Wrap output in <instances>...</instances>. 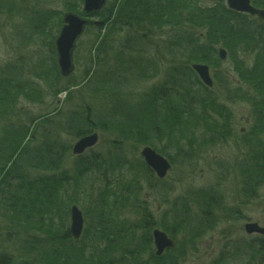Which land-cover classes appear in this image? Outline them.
<instances>
[{
	"label": "trees",
	"instance_id": "trees-1",
	"mask_svg": "<svg viewBox=\"0 0 264 264\" xmlns=\"http://www.w3.org/2000/svg\"><path fill=\"white\" fill-rule=\"evenodd\" d=\"M82 1L0 0V18L29 28L23 46L11 41L17 62L0 69V264H181L221 224L239 221L264 189V24L226 0H108L93 16L103 25L87 29L94 40L83 77L64 78L55 35L66 14L82 13ZM252 4L264 9V0ZM220 46L229 58L209 90L191 65L221 70ZM21 101L33 105V117ZM236 103L250 113L241 133ZM99 131L108 136L105 155L74 157L72 142ZM231 139L239 158L210 160L216 182L181 196L141 156L152 147L173 167L194 170ZM230 185L241 196L238 213L227 208ZM147 191L158 195L160 212ZM73 206L85 218L80 241L69 230ZM156 228L177 242L160 257ZM250 243L245 264L264 256V240ZM241 251L218 263L240 261Z\"/></svg>",
	"mask_w": 264,
	"mask_h": 264
},
{
	"label": "rangeland",
	"instance_id": "rangeland-1",
	"mask_svg": "<svg viewBox=\"0 0 264 264\" xmlns=\"http://www.w3.org/2000/svg\"><path fill=\"white\" fill-rule=\"evenodd\" d=\"M58 5V2L55 4V6ZM54 6V7H55ZM83 8V7H82ZM47 9V8H46ZM20 24H23L22 22L17 21L16 23L12 20H8L7 16H4L0 18V69L5 68L7 64L17 62L19 58H17L20 53L14 52V49H12V42L15 46H23L25 43L26 38L22 37L24 34L23 31L29 32V28L23 29ZM12 25V27H10ZM20 25V26H19ZM16 27V28H15ZM15 28V29H14ZM14 29V30H13ZM91 32H86L84 37L81 39L80 43L78 44V49L75 54V65H76V71L75 73H72L71 76L74 78H81L83 77L84 71H85V65L84 64V57H87L84 55L85 50H89L90 46L92 44V41L94 40V35L90 34ZM58 38V33L55 35ZM27 37V36H26ZM55 39V41H56ZM12 41V42H11ZM55 43V42H54ZM19 46V47H21ZM75 52V51H74ZM38 57L41 56L42 61H44L43 67L45 68L47 64L45 63V59H47L48 56H46L45 51H42V54L40 53L37 55ZM17 58V60H16ZM32 58H36L34 54H32ZM10 62V63H9ZM58 62V61H57ZM67 76L66 78H68ZM153 82L148 83L146 86L147 88L152 85ZM57 101V106L62 107L64 100V95L59 98ZM19 108H24L23 112H29V118L33 117L34 115V108L33 105H28L26 102L21 101ZM55 104L49 108H57ZM48 108V107H47ZM47 108L38 107L36 109V112L41 115L42 113H45ZM33 109V110H30ZM234 113L237 115V124L236 131L237 133H241L245 130H248V128L251 126V122L247 120L249 113H247L246 107H242L241 105H236L232 109ZM24 120L25 117L22 116ZM23 120V121H24ZM28 118L24 122V124L27 125ZM100 136L97 140V145L93 148L88 149L87 151H94L95 153H103L105 155L106 150L108 149V136L106 137V140L101 139L102 138V132H100ZM72 142L74 145L76 141ZM238 146H236L235 140H232L227 144V146L222 148H217L215 151H211L207 153V159L208 161L204 162L201 161L196 165V168L193 170L188 166H185L184 168L179 167L178 165L174 166L172 169V172L170 173L169 177L166 179L168 184L170 186H173L175 189V196H181L186 193V190L193 189L196 190L197 188H204L207 186H211V184H214L216 182L214 175H212L210 166L213 162H210V160L214 161L217 158L220 159H226V160H232L236 161L239 158V153H235V149ZM77 156V155H76ZM205 158V159H206ZM231 188L230 192L232 194L231 199L227 200L226 203L228 205V209L233 213H238L235 206H239L241 203V196L239 197L237 190L233 185L229 186ZM223 189V187H222ZM225 190V189H224ZM227 191V190H225ZM146 198L148 200V203L153 206L154 208H157L160 205L158 204V195H154L151 192L147 191ZM257 202H255L250 208H244L242 209L240 215L238 218L239 221L236 220V222H230L226 224H221L220 227L215 230L214 232L209 233L207 237H205L201 242L198 244V251L189 254L186 261L182 262L181 264H219V260L221 257H229L230 252L234 251H240L244 252V255H242V259L239 258H233L227 259L225 264H245V259L252 260L249 256V254H253L250 242H257L258 240H264L262 237L258 235L249 236L247 233H245V227L247 224H251L252 222L259 225L260 227H264V189H262L259 192V195L257 196ZM262 245V243L258 244L256 243L255 246ZM246 246V247H245ZM254 251V250H253ZM243 254V253H242Z\"/></svg>",
	"mask_w": 264,
	"mask_h": 264
},
{
	"label": "water",
	"instance_id": "water-1",
	"mask_svg": "<svg viewBox=\"0 0 264 264\" xmlns=\"http://www.w3.org/2000/svg\"><path fill=\"white\" fill-rule=\"evenodd\" d=\"M84 8L83 15H78L75 13L69 12L63 18V27L59 32V37L55 41V47L57 49V57L59 68L61 69L62 75L64 77L69 76L74 71L75 67L73 65L74 57L73 53L76 50L77 42L83 36L85 30L91 25L102 26V22L92 21L89 17L92 14L101 12L102 9L107 5V0H83ZM227 6L242 14H247L249 16L255 17L260 23H264V9H259L255 5H252L251 0H227ZM222 60L227 61L226 51H221ZM196 73L199 74L201 80L206 83L208 86L212 87L213 83L210 77V72L206 66H195ZM98 140V135L88 136L80 140L75 148L73 153L83 154L87 149L93 148L96 146ZM144 161H146L147 166L153 170L157 178L160 181H164L172 172V164L163 154L158 153L157 150L153 148L146 147L142 150L141 153ZM71 219L72 223L70 225V230L72 236L75 240H80L84 232L85 219L83 218L82 210L73 206L71 210ZM246 232L249 235L258 233L264 236V228L261 229L259 225L252 223L247 224L245 227ZM154 238V248L156 250V255L158 257L165 254L168 250L176 249V241L172 239L167 233L156 228L153 232Z\"/></svg>",
	"mask_w": 264,
	"mask_h": 264
},
{
	"label": "bare ground",
	"instance_id": "bare-ground-1",
	"mask_svg": "<svg viewBox=\"0 0 264 264\" xmlns=\"http://www.w3.org/2000/svg\"><path fill=\"white\" fill-rule=\"evenodd\" d=\"M108 1V0H107ZM83 2V1H82ZM109 2V1H108ZM108 2H107V5H108ZM107 5L102 9V10H104L106 7H107ZM226 6H227V0H226ZM83 8H84V2H83ZM83 8H82V13H80L81 15H83L84 13H83ZM230 9V8H229ZM260 9V8H259ZM231 10V9H230ZM234 11V10H233ZM102 12V11H101ZM98 13H100V12H98ZM75 14H77V13H75ZM80 14H78V15H80ZM95 14H97V13H95ZM95 14H92L90 17H89V19L90 20H92V21H97V20H95L94 19V15ZM244 14V13H243ZM67 15V14H66ZM247 15V14H246ZM252 17V16H251ZM253 18V17H252ZM255 18V17H254ZM258 21V20H257ZM99 22V21H98ZM259 22V21H258ZM260 23V22H259ZM264 24V23H263ZM63 25V24H62ZM64 26V25H63ZM62 26V27H63ZM62 27H61V29H62ZM91 27V26H90ZM61 29H60V31H61ZM88 29V28H87ZM87 29L85 30V32H84V34H83V36L81 37V39L84 37V35H85V33H86V31H87ZM59 31V32H60ZM58 35H59V33H58ZM59 37V36H58ZM81 39L77 42V44H76V46H77V48H76V50H75V52L74 53H76V51H77V49H78V44L80 43V41H81ZM54 47H55V43H54ZM56 48V47H55ZM216 50H217V55H218V60L222 63V66H221V70H219V71H214V69L213 68H211V66L209 65V64H207V63H203V62H201V63H193L192 65H191V67H192V69H193V71L194 72H196L195 71V66H206L207 68H208V70H209V72H210V77H211V80H212V83H213V86L212 87H210V86H208L206 83H204L203 82V80H201L200 79V81H201V83H203L209 90H213L214 88H217L216 87V82H215V78H214V76H215V74H216V72H217V74H218V76L220 77V75L219 74H222L223 73V71H222V67L224 66L225 67V63L226 62H228V58H229V51L228 50H226L223 46L221 47H217L216 48ZM222 50H224V51H226V58H227V61H225V60H222V55H221V51ZM73 53V57L75 56V54ZM56 57H57V49H56ZM57 61H58V57H57ZM73 65H74V67H75V69H74V71L72 72V73H75V71H76V65H75V57H74V61H73ZM58 67H59V64H58ZM216 74V75H217ZM71 75L72 74H70L69 75V77L68 78H70L71 77ZM198 76H199V74H198ZM64 77V76H63ZM64 78H66V77H64ZM200 78V77H199ZM240 90V89H239ZM238 90V87H232V92H234L235 93V91H239ZM224 102H225V100H224ZM60 103V102H59ZM236 105H241L242 107H243V104H241V103H236ZM236 105H231V109H233L234 107H236ZM246 110H247V113H249V109H248V107L246 108ZM46 112H47V110H46ZM46 112L44 113V114H46ZM250 114V113H249ZM12 124H14V125H16V126H19L20 125V121H18L17 119L16 120H11L10 121ZM92 135H98V138H99V136H100V133L99 132H96V133H92V134H89V135H86V137H88V136H92ZM86 137H83V138H81V139H79L78 141H76L75 142V144H74V146H73V149H72V154H74L73 153V151H74V148H75V146H76V144L80 141V140H82V139H84V138H86ZM146 148V147H145ZM150 148H152V147H150ZM144 149V148H143ZM88 150V149H87ZM86 150V152L85 153H83V154H81V155H79V154H74V157H82V156H84V155H86L87 154V152H89V151H87ZM155 150V149H154ZM142 153V152H141ZM159 153V152H158ZM142 156V155H141ZM143 158V157H142ZM167 158V157H166ZM168 159V158H167ZM144 160V159H143ZM169 160V159H168ZM144 162H146V161H144ZM171 162V161H170ZM172 164V163H171ZM172 169H173V165H172ZM151 171H153V170H151ZM172 171V170H171ZM154 172V171H153ZM156 174V173H155ZM156 177H157V175H156ZM169 177V176H168ZM167 177V178H168ZM166 178V179H167ZM158 179V178H157ZM165 179V180H166ZM159 180V179H158ZM160 181V180H159ZM164 182V181H163ZM1 184V183H0ZM153 209H155V211L158 213V212H160L161 211V207H157V208H154L153 207ZM83 212V211H82ZM84 218V217H83ZM85 219V218H84ZM253 223V222H252ZM251 223V224H252ZM260 227V226H259ZM261 229H263L262 227H260ZM70 230V229H69ZM161 230V229H160ZM245 231V233H247L248 234V232H246V230H244ZM84 233V232H83ZM83 235V234H82ZM249 235V234H248ZM253 235H258V236H260V237H262L263 239H264V236L263 235H261V234H258V233H254ZM253 235H251V236H253ZM250 236V235H249ZM82 237V236H81ZM171 237V236H170ZM172 238V237H171ZM173 239V238H172ZM77 241H80V240H77ZM153 242H154V238H153ZM176 245H177V242H176ZM153 248H154V245H153ZM177 248V247H176ZM175 250V249H174ZM156 251V250H155ZM261 251H262V249H261ZM167 253V252H166ZM164 255V254H163ZM263 258H264V256H260V258L257 260V261H255V264H259L261 261L262 262H264V260H263Z\"/></svg>",
	"mask_w": 264,
	"mask_h": 264
}]
</instances>
